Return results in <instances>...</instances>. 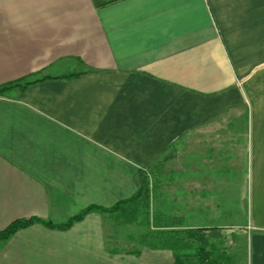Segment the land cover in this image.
Listing matches in <instances>:
<instances>
[{
    "label": "crops",
    "instance_id": "1",
    "mask_svg": "<svg viewBox=\"0 0 264 264\" xmlns=\"http://www.w3.org/2000/svg\"><path fill=\"white\" fill-rule=\"evenodd\" d=\"M38 78L0 94V230L113 206L175 162L176 217L204 226L187 219L243 187L246 264H264V0H0V86ZM106 218L37 221L0 264H144Z\"/></svg>",
    "mask_w": 264,
    "mask_h": 264
},
{
    "label": "trees",
    "instance_id": "2",
    "mask_svg": "<svg viewBox=\"0 0 264 264\" xmlns=\"http://www.w3.org/2000/svg\"><path fill=\"white\" fill-rule=\"evenodd\" d=\"M76 74H69L74 76ZM40 79H44L43 77ZM15 80L0 86V94L21 85L25 87L29 83L40 80ZM175 154V148L164 157L165 159ZM161 167L158 163L154 169H138L134 179L136 182L135 193L126 199L118 201L110 207L90 205L79 214L64 223H54L50 220L37 218H22L11 222L0 230V244L9 239L16 231L28 227L37 221L45 225L57 228H68L75 221L81 220L91 211L105 213L115 225L136 223L145 228L141 234V244L151 249L169 250L173 254V264H228L232 256L228 248L218 244L220 230L213 226H185L182 220L176 216L161 217L158 211L152 208V199L155 196L154 184H151L153 170Z\"/></svg>",
    "mask_w": 264,
    "mask_h": 264
},
{
    "label": "rangeland",
    "instance_id": "3",
    "mask_svg": "<svg viewBox=\"0 0 264 264\" xmlns=\"http://www.w3.org/2000/svg\"><path fill=\"white\" fill-rule=\"evenodd\" d=\"M170 156L166 160L172 159ZM163 164V163H162ZM154 169V168H153ZM241 176V171L238 172ZM177 179L176 164L169 163L157 169L153 170L151 176V184L156 185L155 196L152 199V208L158 211L161 217L177 216L178 207L180 205L177 202L175 181ZM233 197L236 201L232 204L228 202L229 194L226 188H221L220 193L223 197L218 204H210L212 207L213 217H206V214L201 213L198 215V219H187L188 222L198 223V225L213 226L220 230L218 244L228 248L229 254L232 256L231 262L228 264H246L247 259L251 257V233H246V228L241 225L244 219L245 213V192L243 187L237 186L233 188ZM228 195V196H227ZM230 199V197H229ZM216 205V206H215ZM233 206L230 213L239 214L240 218L230 217L229 207ZM204 207V205L202 206ZM215 207V208H214ZM217 207V209H216ZM221 210V212L219 211ZM237 211V212H236ZM219 213V214H218ZM242 213V214H241ZM209 213L208 215H210ZM217 214V215H216ZM235 216V215H234ZM107 239L110 240L113 250L120 251V254H125L122 258H136L138 260L143 259L144 264L149 263L152 259L153 263H156L158 259L163 260V264H173V254L171 251L158 252L161 249H151L141 244V234L145 232V228L136 223H128L122 225H115L109 218H106ZM109 246V245H108ZM110 247V246H109ZM167 261V262H166Z\"/></svg>",
    "mask_w": 264,
    "mask_h": 264
}]
</instances>
